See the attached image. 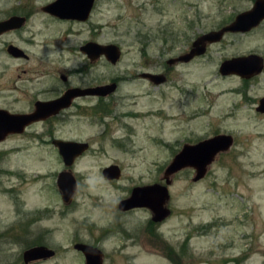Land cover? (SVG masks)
<instances>
[{
	"label": "rangeland",
	"instance_id": "374dc122",
	"mask_svg": "<svg viewBox=\"0 0 264 264\" xmlns=\"http://www.w3.org/2000/svg\"><path fill=\"white\" fill-rule=\"evenodd\" d=\"M50 1L0 0V18L26 7L39 10ZM207 1L200 12L189 13L192 40L219 27L215 0ZM181 7L182 0H99L93 27L43 15V80L66 67L83 69L81 54L68 61L64 49L91 38L120 45L124 55L117 65L104 60L89 65L80 80L105 83L127 68H141L143 35L154 37L159 23L178 18ZM201 13L207 15L203 21ZM33 20L24 32L3 38L24 45L31 60L11 59L0 43L1 108H26L32 91L16 88L40 75L42 22L39 14ZM152 43L150 58L160 47L159 40ZM249 53L264 55V33L213 45L203 57L177 66L175 81L159 88L141 80L125 83L112 113H66L0 142V264H25L24 251L36 245L51 247L56 255L30 264H86L74 248L79 242L99 247L103 264H264V115L244 102L242 92L263 95L264 74L259 84L244 87L239 78L220 73L222 59ZM43 131L46 140L53 134L90 143L71 166L79 190L69 205L57 185L67 167L52 144H42ZM216 133L231 135L234 145L217 155L203 179L193 181V168L173 176L167 204L172 213L163 224L148 225V209L118 215L119 201L133 187L165 181L174 148ZM112 164L122 169L118 180L102 173Z\"/></svg>",
	"mask_w": 264,
	"mask_h": 264
},
{
	"label": "flooded vegetation",
	"instance_id": "af4514ba",
	"mask_svg": "<svg viewBox=\"0 0 264 264\" xmlns=\"http://www.w3.org/2000/svg\"><path fill=\"white\" fill-rule=\"evenodd\" d=\"M56 1H58V0H51L49 3H47L45 5H43V4L40 5L39 10L30 9V8H27L26 6H24L27 9L22 8L20 10H13L10 12V14L7 17L0 18V22L5 21V20H7L13 16H19V17L24 18V22H23V25L21 27L9 30V31L4 32L3 34L0 35V43L2 44V42H3V44H4V46L2 47L3 51L6 50L11 59L22 60V61L31 60V54H30L29 50L22 44H19V43L14 42V41L9 42L8 40H4L3 38L7 35L18 34V33H22L25 30H27L33 24V22H34L33 18L36 14H39V16L41 17V22H42L41 23L42 27L40 30V35L42 37L41 42H40V66L38 69V71H40V75L37 79H31V80H26V81L23 80L25 82L21 83L16 88L17 91H21V92L27 91V90L32 91L31 95L28 99V106L26 108H23V109L17 110V111H13V110H10L7 108H1V107H0V109H5V110H8L9 112L15 113V114L31 113L36 109V105L39 102L43 104V103L51 102V101H54V100H57L60 98H64L66 96V94L69 93L70 91H72V92L75 91V93H76L75 96L68 101V103H69L68 107L62 109L58 114L52 115V116H50L46 119H43L41 121L32 123L31 125H29L26 128V130L29 129L30 127H32L33 125H36L39 123L45 124V123L52 121L58 117H61L63 114H66V113L81 112L83 110L100 111V112L105 113V114L106 113H112L113 108H115V104L118 102L117 95L119 94V92L121 91V88L124 86L125 83L141 80V81H145L148 85H150L154 88H159L161 86L168 84L169 82L175 81V77H176L175 68L177 66L190 64L193 61L203 57V55H206L209 52L210 48L213 45L222 44L224 41H227L230 43V42H232V40H234V37H238V36H245L248 34H253V33H258V32L264 33V16H263V18L258 22V24L256 26H253L251 29L246 30V31H242V30L227 31L224 33V35L220 41L214 42V43H208L207 44V50L204 54L196 55L192 59H190L189 61L182 60L180 58L191 52V50L193 49L195 40H197L201 35H203L207 32H210V31H215V30L218 31V30H222L228 26H231L232 24L235 23L238 16H240L241 14L246 13V12L254 11V9L259 4L262 6V8H264V0H215V6H216L215 16L217 18H219V20H220L219 27L217 29H212L210 31L203 32L200 35L196 36L192 40L191 36L189 35V31L192 29V27H191L192 21L190 19L189 13L193 9L200 12L201 11V9H200L201 3L202 2L207 3L208 1L207 0H198L196 2H193L191 0H182V7H181L182 13H180L178 15V18L173 17V19H170L169 21H167L168 24H165V21L160 22L158 29H156V35L152 38L149 37V34H147V33L143 35V37H142L143 38L142 54L144 57V59H143L144 62H142L141 68H137V67H135V69L127 68L126 73H124V75L112 77L109 80V82H105V83H102L101 80H96L95 77H93V78L88 77V80L87 79L80 80L81 74L87 75L89 65H90L89 67H93L94 64L100 60H104V61L108 62L110 65H117L119 63V61L121 60L122 56L124 55L123 48L117 44L120 47V52H121V57L117 61V63H115V64L112 63V61L107 57L106 54H101L98 56L94 54V56H93L90 53V49L87 48L90 43H99L101 45H109L112 43H101V42L95 41L94 38H91V39H88L84 42L74 44L73 46L64 49V50L68 51V54H67V56H69L68 61L73 59L72 56L76 55L78 57V54L79 53L81 54L82 59L84 61V64H87V65H85V67L83 69H80L79 67H75V68H71V67L67 68L66 67L65 71H60V73L54 74L53 76H51L52 79L43 80L44 76L46 75L45 73H43V15L46 16L47 18L56 20L58 22L76 23V24L88 25V26L91 25L93 27L94 23L92 21V13H93L95 7L97 6V3L99 2V0H95L93 7L91 8L90 14L86 19H79V18H68V17L64 18L62 16H59L57 14H54L50 11L45 10L46 6L52 4ZM174 1L175 0H172V3ZM201 15L202 16L200 17V21L201 20L203 21V19L207 18V15L202 14V13H201ZM262 15H264V9L260 10L258 12L257 11L255 12L256 17H261ZM178 19H179V21L177 23L176 20H178ZM254 21H257V20L255 19ZM34 36H35V34H33L31 39H28V42L33 41ZM152 39L159 40L160 47L157 48L158 53L154 57L150 58V57H148V54H149L148 50H149V45L153 44L152 42L154 40H152ZM26 42H27V40H26ZM11 45L17 46L21 49V51L18 52L19 53L18 55L10 53L9 47ZM0 48H1V46H0ZM250 54H257L263 58L261 61V65H262L261 66L262 67L261 72H259L257 74H253L250 77H242V76L237 75V74L223 75V76H235V77L239 78V80L243 83L244 87L245 86L248 87L252 84L253 85L259 84L260 83L259 78L264 74V55L262 56L259 53H249L247 55H250ZM239 56H245V55H234V56H231L228 58H224V59H222L221 64L226 60H230V59H233V58L239 57ZM146 65H148V66H146ZM134 70H136V71H134ZM25 71L26 70H24V72ZM58 71H59V68H58ZM147 74H153L156 77L147 76ZM111 84H114L116 89L113 92H110L109 94H107L105 96L91 94L88 92H86V94L82 93L84 91H89V90L97 88V87H102V86L111 85ZM249 91L251 92V89L250 90L245 89L242 91V92H244V102L248 103V104L249 103L255 104L256 105L255 110L259 114L264 115V111L262 112L261 110H259V108L261 107V104H262V100L264 99V94L258 96L257 98H254V97H250L248 95ZM123 96L124 95H121V97H123ZM46 134H47V131L46 132L43 131L39 135V137L42 141V144H43V141L46 140L45 139ZM220 134H223V133H216V134H214V136L220 135ZM11 135H18V134H10L8 136H11ZM214 136H212V137H214ZM49 137H50V139H48L46 141H48L50 144H52L54 146V149H57L58 152H59V148L54 144V141L56 139L87 142V141L76 140V139H65V138H61V137L57 138L53 134L49 135ZM212 137L196 138L194 141H192L191 139H185L182 143V147L178 151H176L175 148H174V150H172L173 151V158L181 151V149L186 144L196 145L199 142L206 140L208 138H212ZM233 141H234V139H233ZM89 145H90V143H89ZM233 145H234V142H233ZM89 149H90V147H89ZM62 160H63V158H62ZM160 182L164 183L165 181L162 180ZM155 183H159V182H154L152 184H155ZM78 184H79V182H78ZM145 185H151V184H145ZM140 186H144V185H140ZM133 188H132V190H133ZM78 190H79V188H78ZM132 190H131V192H132ZM59 193H60V190H59ZM60 195H61V193H60ZM130 195H131V193H130ZM74 197L71 200V202H69V203H65L63 201L64 204H66V205L71 204L74 200ZM61 198H62V195H61ZM62 200H63V198H62ZM118 209H119V207H118ZM140 209L150 210L149 208H146V207H137V208H133L130 210H124V211L119 209L120 213L118 212V215H127L129 213H132V212H134L136 210H140ZM42 213H43V210H42ZM151 213H152V211H151ZM165 220H163L161 222L154 221L153 220V213H152V222H150V220H149L148 225L160 226L161 224H163L165 222Z\"/></svg>",
	"mask_w": 264,
	"mask_h": 264
},
{
	"label": "water",
	"instance_id": "95a60500",
	"mask_svg": "<svg viewBox=\"0 0 264 264\" xmlns=\"http://www.w3.org/2000/svg\"><path fill=\"white\" fill-rule=\"evenodd\" d=\"M95 0H58L45 7V10L64 18H79L86 19L93 7ZM259 4L254 11L246 12L238 16L235 23L222 30H215L201 35L194 42L193 49L187 55L180 59L189 61L196 55H202L207 50L208 43L218 42L222 39L227 31H246L256 26L263 18L256 17L255 12L263 10ZM257 21H254V20ZM24 18L13 16L5 21L0 22V35L9 30L21 27ZM90 53L94 56L106 54L112 63H117L121 57L120 47L117 44L101 45L99 43H90L88 47ZM9 51L12 54L18 55L21 49L11 45ZM262 57L257 54L235 57L224 61L220 66V72L223 75L237 74L242 77H250L262 70ZM147 76L156 77L153 74ZM116 89L114 84L97 87L89 91H84L96 95H107ZM75 91H70L64 98H60L47 103H37L36 109L31 113L15 114L8 110L0 109V142L4 141L10 134H22L26 128L34 122L41 121L52 115L58 114L62 109L68 107V101L75 96ZM264 111V99L261 107ZM54 144L59 148V153L63 158L67 169L58 174L57 185L65 203L71 202L75 194L78 192L79 184L74 175L71 166L74 165L77 158L82 156L90 147L88 142L75 140L56 139ZM233 145V137L231 135L220 134L212 138H208L199 142L196 145L186 144L181 151L172 159L165 169L163 183H155L151 185L135 186L131 195L119 201L118 207L120 210H130L137 207L149 208L153 213V220L161 222L168 218L172 210L168 207L170 200L169 185L172 183L173 176L178 172L193 168L196 172L193 181L197 182L203 179L208 171L209 166L213 163L220 152L229 150ZM105 178L108 180H118L122 175V169L117 164L107 166L102 171ZM74 248L84 254L86 264H103L104 253L96 246L87 243H76ZM56 255V250L46 245H36L26 249L23 253L25 264H30L34 261L47 260Z\"/></svg>",
	"mask_w": 264,
	"mask_h": 264
}]
</instances>
